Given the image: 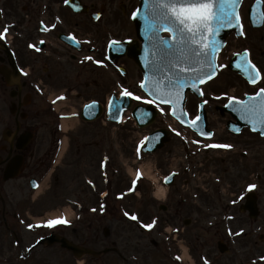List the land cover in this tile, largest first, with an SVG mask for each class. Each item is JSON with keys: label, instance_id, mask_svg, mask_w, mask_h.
<instances>
[{"label": "rangeland", "instance_id": "1", "mask_svg": "<svg viewBox=\"0 0 264 264\" xmlns=\"http://www.w3.org/2000/svg\"><path fill=\"white\" fill-rule=\"evenodd\" d=\"M90 2H95L97 6L101 5L106 8L107 13H105L104 19L93 28L87 17H76L73 18L71 27L72 30L81 32L84 37L93 36L94 34V37L91 38V47L95 45L101 48L110 37L118 38L120 31H129L128 26L124 25V23L122 24L125 15H122L118 5L120 7L119 3L125 2L128 10L126 14H128L134 9L135 0H91ZM105 22L109 24L104 26ZM105 29L107 30L106 33ZM126 36L132 37L133 32L130 31ZM122 37H125V34H122ZM126 65L131 72V75L126 80L118 78V76L113 79L112 69H106L108 65H102L104 70L96 68L101 73L102 80L94 85L95 76L93 74L90 75L86 68L83 71L76 64L63 63L64 79L62 85L65 88L68 86L72 88L67 91L66 95L70 99L68 103L62 106V111H78L83 102L89 99L100 98L104 100L106 98L105 92L109 88L112 91L120 92L123 89L121 87L122 83L124 88H128L129 91L141 96L142 99L140 101L144 102L145 96L140 90L141 75L137 68L133 67L132 63H127ZM77 71L84 72L80 74L79 79L77 78ZM98 76L96 75V78ZM227 83L224 78H220L207 85L205 87L206 95L212 97V91L217 93L223 84ZM55 91L57 90L55 89ZM70 91L74 93L71 95ZM189 106L191 107L193 104L190 103ZM161 112L162 115L156 124L145 130H138L130 120L125 125L110 126H107L104 120H98L92 124H85L79 120L76 122L77 124L69 126L67 137H64L63 132H60L59 140H61V137L67 139V147L64 157L52 178V183H49L52 184L54 190L44 191L39 197L37 196V201L42 200L43 205L39 206L38 202H36L31 216L38 218L44 215L48 210H45L41 215L38 214L39 211L46 207L44 198L47 197L48 201L55 193L64 200L62 205H66V197L71 199L78 194L79 202L84 207L90 208L94 203L87 204L89 201L87 198L91 197L90 195L86 196L87 193L90 194V186L87 179L89 178L92 183H96L102 189L105 187L103 180H101L103 177L101 176L100 165V161H103L105 157H108L109 163H111L108 171L113 172L115 170L117 172L112 194L121 193L130 184L129 181H132L130 167L137 170L144 163L150 164L155 166V171L160 172L162 175L173 171L181 173L175 187L169 190L164 201L169 208V213L162 214L157 211L160 203L154 198L152 184L139 176H137L135 181V183H139L138 195L130 198L131 202L129 199V201L124 199L123 206L127 205L130 207L128 210L131 213L138 212L142 215V220L146 219V221L152 222L155 220L151 218L153 214L162 215H160L161 221L159 223L160 227H158L159 230H162L164 238H161V240L156 236L154 238L158 241L160 250L164 246L168 247L169 255H171L169 259L173 261V264H191V262H198L199 264H251V256L253 254L256 256V253L259 252L260 255H264V242L259 241L258 238L261 234L264 235V139L251 134L250 131H245L241 136L230 134L225 122L220 121L217 115L209 119V126L214 128L216 133L215 138L210 142H225L230 146L227 148L230 151L226 153L223 151L216 152L207 147L209 142L201 143L200 146L196 145L199 144L196 143L199 140L190 130L182 129L170 117L166 109H162ZM44 119L45 123H49L52 120L51 118ZM156 128L173 129L175 133L171 142L154 156H138L135 149L140 138L153 132ZM49 129L50 124L45 128L47 135H49ZM176 132L178 133L176 134ZM235 142L238 143V147L234 145ZM247 146L251 147V151L246 148ZM243 147L249 151L246 159L241 158L240 150ZM118 175L119 177H117ZM253 185L255 187H251ZM257 187H260V191H257V193L259 195L261 215L254 224H257L256 226L262 230L257 234L255 239L257 245L255 246L252 243L254 237L251 235L253 223L247 214L240 213L239 207L244 202V195ZM6 189L9 188L6 187ZM8 193L11 195V200L16 199L14 201L16 206L21 203L20 201H26L29 204L30 197H20L23 192L18 195L16 192L12 194L8 190ZM32 195L35 196V194ZM28 206L25 209L27 212L29 211ZM16 208L11 205L7 208L6 205L7 214L3 216L0 213V264H23V261L20 260L19 252L23 250L24 246L21 245L18 251L14 249V237L9 235L10 233L5 229L4 225L15 231V237L21 243L32 242L34 236V234L26 231L25 225L13 221L12 217L14 211L17 210ZM1 209L2 206L0 205ZM176 210L179 211L177 215H175ZM18 215L21 216V219L26 217ZM25 219V224L29 225L31 220L29 218ZM187 219H191L192 223L184 227L183 222ZM96 220H98V213H96V216L84 214L80 225H87L88 222ZM108 220L109 217H107V222ZM124 222L118 221L115 223L116 234L123 232L124 234L126 233L125 238L130 235V237H134L137 240V233L133 229H129L131 227ZM99 224L104 226L103 222L100 223L99 221ZM108 224L110 225V223ZM96 225H98L97 221ZM158 227L155 231L158 230ZM167 228L173 229L174 232L171 236L165 232ZM84 236L89 239L88 242H93V235H88L85 232ZM222 238L224 243H228L227 240L230 241L228 243L230 252L227 255H220L217 249V243ZM99 239L103 240L101 237ZM22 240L25 242H22ZM122 242L120 246H122ZM148 242L146 241V243ZM107 243L103 242L98 245L96 241V246L98 249H102L106 247ZM133 248L134 246L126 254H141L140 248H138L139 250ZM183 248L188 251L191 262L187 258L184 260L180 258L181 253L184 251ZM158 255L162 254L158 253L150 257L149 260L147 259V261L150 264L162 261V258Z\"/></svg>", "mask_w": 264, "mask_h": 264}, {"label": "flooded vegetation", "instance_id": "2", "mask_svg": "<svg viewBox=\"0 0 264 264\" xmlns=\"http://www.w3.org/2000/svg\"><path fill=\"white\" fill-rule=\"evenodd\" d=\"M61 2L63 0H0V29L7 28L8 33L16 35L12 46L18 63L23 66L22 58H24V65L29 66L33 76L37 69L44 68L48 81L42 83L48 87H52L54 83L58 84L61 78V63L50 58L61 57V47L58 46L61 42L57 28L48 29L44 24H52L55 21L56 14L51 8ZM44 6L47 7L46 11H44ZM240 16L243 21V30L239 35L234 31L228 36L225 49L221 53L223 65L226 64V66L222 67L219 74L222 73V79L224 78L228 83L223 84L217 93L212 91V95L216 96L215 100L210 97L204 98L208 101L205 108L209 119L218 115L220 121L227 122L230 114L223 113L221 110L231 97L246 100L248 97H254L260 88L264 87V0H244L240 8ZM45 27L47 31L43 30ZM47 42L59 47V51L57 48L52 50L50 57L42 53L46 49L45 43ZM28 43H37L36 49L39 50L35 52L33 49H28ZM243 53L245 56L241 57L242 60L237 58L235 62L236 71L228 70L230 59ZM7 60L0 49V68L1 66L9 67ZM249 62L255 64L261 74L260 81L255 84L250 81V76L255 70L248 69ZM239 71H244L249 78ZM30 83L23 77H20L19 82H14L11 78L0 76V202L3 214H5L4 210L8 200L5 188L15 187V190L20 192L21 181L23 184L26 181L27 184L29 176L42 177L50 169L58 148V127L54 114L46 104L41 102V98L34 96ZM48 109L52 121H50L49 135H46L44 131L48 123L43 120V114ZM246 148L251 151V147ZM246 148L243 147L241 150L243 159H246L245 152L249 153ZM20 160L23 169L20 177L6 181L7 166L10 162L16 164ZM28 183L30 185L31 182ZM78 206V202L72 204V207L77 209ZM77 218H79L78 211ZM257 221L253 222L251 233L254 237L252 243L255 246L257 245L255 232L259 233L261 229L254 224ZM50 229L49 234L79 243L81 235L78 220L71 225L63 224ZM88 229L93 230L94 227L90 226ZM45 248L23 264H74V255L64 250L61 244L57 243ZM256 254V256L255 254L251 256V264H263L259 263L263 255L259 252Z\"/></svg>", "mask_w": 264, "mask_h": 264}, {"label": "snow or ice", "instance_id": "3", "mask_svg": "<svg viewBox=\"0 0 264 264\" xmlns=\"http://www.w3.org/2000/svg\"><path fill=\"white\" fill-rule=\"evenodd\" d=\"M241 2L242 0H145L144 35L148 41V51L153 56L146 65L150 75L141 82V88L152 97L146 101L147 103H153L158 99L173 109V116L176 115L177 110L181 112L182 116L185 115L183 109L177 108L182 102L184 89L190 87L195 89L199 95H203L197 85L210 79L221 67L216 63V38L220 31L234 25L242 27L239 13L235 7ZM139 15L140 9H137L134 18ZM43 30L47 31L48 29L45 27ZM162 31L171 33L170 38L166 39L161 36ZM5 32H7V28ZM72 40L78 43L75 36L72 37ZM112 46L115 49L118 47V42L113 41ZM86 59L91 60L92 57H86ZM96 63L99 64L101 61H96ZM250 69L256 72V75L250 76L251 83L255 84L260 75L259 69L251 63ZM161 79L167 81L166 89L146 86L149 83L155 86ZM121 87L124 96L133 97L134 94L131 91L122 85ZM134 98L142 99L139 95H135ZM58 99H63V97H58ZM115 99L117 98L114 97ZM230 100L229 106L239 112L242 119L249 122L257 121L264 127V87H261L254 97H249L247 100H240L236 97H231ZM207 103L208 101L204 100L201 107ZM110 107H115V104H110ZM200 120L201 116L197 115L193 121V127L197 131H199V126L196 122ZM200 134L212 135V133L205 132H200ZM207 147L227 148L230 146L211 144ZM171 178V175L165 177V182H169ZM251 187H255V185ZM132 219H136V217L133 216ZM61 223H68V221L62 217L50 219L47 221V226L52 227ZM156 223L157 221L153 220L143 226L152 229ZM29 227L31 228L33 225H29Z\"/></svg>", "mask_w": 264, "mask_h": 264}, {"label": "water", "instance_id": "4", "mask_svg": "<svg viewBox=\"0 0 264 264\" xmlns=\"http://www.w3.org/2000/svg\"><path fill=\"white\" fill-rule=\"evenodd\" d=\"M144 8H145V0H143L140 15L137 16V22H138V26H139V35L141 36L143 42L145 43V47L143 50H135V52L133 53V56L138 60L139 64L142 66L144 73H145V76H149L150 75L149 69L146 65L153 58V56L148 51V41L145 39V35H144V33H145V22L143 19ZM224 31H225V29H222L220 31L221 34L219 33V36L216 38V44H217L218 39H224V35L226 33V31L225 32ZM219 50H220V43L217 44L216 56H217V53ZM166 85H167V81L161 79L160 82L155 86L152 85L151 83H149L146 86L149 88L158 87V88L166 89ZM188 89H191V88L189 87V88L184 89V92L182 94V98ZM177 108L183 109V101H182L181 105L177 106ZM234 113H235L236 117L238 118L240 124L250 125L253 127V124L256 122V121L249 122L248 120L242 119L241 116L236 111ZM179 115L181 118L183 117L181 114H179ZM134 116L140 123L146 122L147 118H148L146 115H143V113L141 114L140 110L135 111ZM117 118L118 117L116 115H112L111 119L116 120ZM150 121L146 122L144 124H141V127L148 125L149 123H151ZM198 126H199L198 132H205L204 121H200ZM263 129H264V127H263ZM168 135H169V133L164 132V131L154 133L149 138L150 142H148V147H147L146 151L154 152L157 149L161 148L163 146V144L168 141ZM245 209H248L251 212V216H257L256 199L254 196L253 197L251 196V199L249 200L248 205L246 207H244L243 210H245Z\"/></svg>", "mask_w": 264, "mask_h": 264}, {"label": "bare ground", "instance_id": "5", "mask_svg": "<svg viewBox=\"0 0 264 264\" xmlns=\"http://www.w3.org/2000/svg\"><path fill=\"white\" fill-rule=\"evenodd\" d=\"M73 124H74V121H71V122H64L65 129H68V128H69V125H73ZM66 144H67V141H66V143L64 144L63 149L66 148ZM38 192H40V190H39ZM52 216H55V214H53ZM192 264H194V263H192Z\"/></svg>", "mask_w": 264, "mask_h": 264}]
</instances>
